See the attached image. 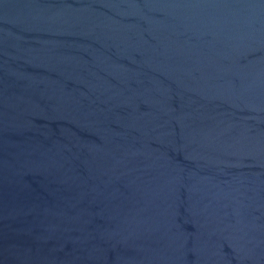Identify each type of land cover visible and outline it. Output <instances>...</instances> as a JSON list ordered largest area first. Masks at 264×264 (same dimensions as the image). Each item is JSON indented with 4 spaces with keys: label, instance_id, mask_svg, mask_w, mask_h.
Instances as JSON below:
<instances>
[{
    "label": "water",
    "instance_id": "1",
    "mask_svg": "<svg viewBox=\"0 0 264 264\" xmlns=\"http://www.w3.org/2000/svg\"><path fill=\"white\" fill-rule=\"evenodd\" d=\"M0 264H264V0H0Z\"/></svg>",
    "mask_w": 264,
    "mask_h": 264
}]
</instances>
